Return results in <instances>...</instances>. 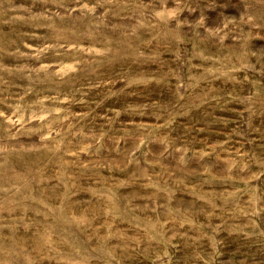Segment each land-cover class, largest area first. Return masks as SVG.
I'll return each mask as SVG.
<instances>
[{
  "label": "rangeland",
  "instance_id": "rangeland-1",
  "mask_svg": "<svg viewBox=\"0 0 264 264\" xmlns=\"http://www.w3.org/2000/svg\"><path fill=\"white\" fill-rule=\"evenodd\" d=\"M0 264H264V0H0Z\"/></svg>",
  "mask_w": 264,
  "mask_h": 264
}]
</instances>
